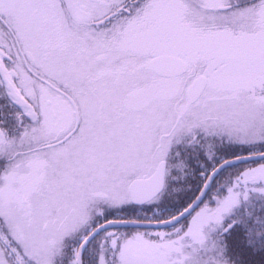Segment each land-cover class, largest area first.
I'll return each mask as SVG.
<instances>
[{"label": "snow or ice", "instance_id": "snow-or-ice-1", "mask_svg": "<svg viewBox=\"0 0 264 264\" xmlns=\"http://www.w3.org/2000/svg\"><path fill=\"white\" fill-rule=\"evenodd\" d=\"M0 87L20 108L0 122V264H56L106 209L158 202L181 147L212 164L185 206L107 219L69 264L100 230L98 264L264 253V0H0Z\"/></svg>", "mask_w": 264, "mask_h": 264}, {"label": "flooded vegetation", "instance_id": "flooded-vegetation-1", "mask_svg": "<svg viewBox=\"0 0 264 264\" xmlns=\"http://www.w3.org/2000/svg\"><path fill=\"white\" fill-rule=\"evenodd\" d=\"M19 111L20 108L10 100L6 93V90L3 87H0V122H3V124L5 125L6 123H8L7 118L15 119V115ZM16 123L10 124V126L7 128L15 129L17 126ZM195 160V158H191L187 161L190 166L186 168L184 174L180 173V171L176 167L172 169L171 176L168 178V187L161 195V199L158 202L144 206L130 205L122 209H106L105 215L103 217H98L97 220L95 219L90 228L85 229V235H88V233L91 231V228H95L98 224L104 223L107 219L119 218L121 216L164 219L171 215H175L178 210L185 206V204L198 192L199 184L201 181L200 173L212 167V164L209 161L201 159L200 161ZM197 165H199V168L197 167ZM241 165L242 164L235 165L223 170L216 177V179L223 180V178L229 171L239 168L241 167ZM254 203L256 204L257 208H259L261 202L255 201ZM114 228L120 231H131L133 229V227ZM105 231L106 230L101 231L87 245L83 253L84 264H98L99 255L103 251L102 245L104 244ZM82 239L83 238H81L78 234L75 235L73 250L79 247ZM224 241L228 246L229 257L234 261L237 260L240 248H242L243 246L242 242L240 243V241H242V237L239 227L234 228L231 233L224 234ZM246 256H253L258 260H264V253L248 254Z\"/></svg>", "mask_w": 264, "mask_h": 264}, {"label": "rangeland", "instance_id": "rangeland-1", "mask_svg": "<svg viewBox=\"0 0 264 264\" xmlns=\"http://www.w3.org/2000/svg\"><path fill=\"white\" fill-rule=\"evenodd\" d=\"M233 148H235L236 150H232ZM230 150L233 151V152H230ZM180 151H181V156L179 158H173L172 159V163L177 164L178 161H179V159H185V158H187V161L189 159H191V158H195L198 161H200V159L201 160L208 161L207 158L202 153L199 156L188 155L187 153H185V151L183 150L182 147H181ZM242 151H246V150H242L240 148V146L228 145L227 143H224V144L220 145L218 147V149H217L218 158L219 157L227 158L228 156H232V155L235 156L237 154H241ZM188 152L190 153L191 150L189 149ZM207 164H208V162H207ZM3 166H4V162L3 161H0V167H3ZM197 167L199 168V165H197ZM203 167H205V166H203ZM178 170L180 171V173H183L184 174L185 171H186V168L183 169V170H180L178 168ZM97 219H98V217L96 218V220ZM84 231H85V229L81 233H78V235L81 238H83L85 236V232ZM74 240H75V235L73 237L67 238L65 240L64 255L62 257H58L57 258L56 264H69V262H70V260L72 258ZM36 247H37V250L38 251L42 249V245H40L39 242H36Z\"/></svg>", "mask_w": 264, "mask_h": 264}, {"label": "trees", "instance_id": "trees-1", "mask_svg": "<svg viewBox=\"0 0 264 264\" xmlns=\"http://www.w3.org/2000/svg\"><path fill=\"white\" fill-rule=\"evenodd\" d=\"M7 121H8V123H6L4 126L5 127H9L10 126V124H12V123H16V121H15V119H10V118H7ZM17 124V123H16ZM232 150H236L235 148H233ZM230 152H233V151H231L230 150ZM234 155H232V156H228L227 158H229V157H233ZM217 162H218V160H217ZM242 241H240V243H241ZM242 245V244H241ZM252 257V258H251ZM244 261H245V264H264V260H258L256 257H253V256H246L245 255V257H244Z\"/></svg>", "mask_w": 264, "mask_h": 264}, {"label": "water", "instance_id": "water-1", "mask_svg": "<svg viewBox=\"0 0 264 264\" xmlns=\"http://www.w3.org/2000/svg\"><path fill=\"white\" fill-rule=\"evenodd\" d=\"M243 163H244V162H241V163H239V164H243ZM239 164H233V165H230V166L226 167L225 169L230 168V167H233V166H235V165H239ZM225 169H222V170L217 174V176H218L223 170H225ZM114 227H133V226H131V225H117V226H114ZM101 231H103V230L97 231L94 235H92L91 238L88 240L87 245H88V244L90 243V241H91L95 236H97ZM87 245L84 247V249H83V253H84V251H85Z\"/></svg>", "mask_w": 264, "mask_h": 264}]
</instances>
